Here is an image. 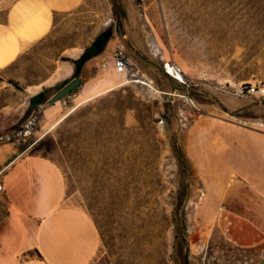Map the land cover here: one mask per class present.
<instances>
[{
	"label": "rangeland",
	"instance_id": "374dc122",
	"mask_svg": "<svg viewBox=\"0 0 264 264\" xmlns=\"http://www.w3.org/2000/svg\"><path fill=\"white\" fill-rule=\"evenodd\" d=\"M99 35L102 48L77 62ZM115 54L126 72L115 71ZM77 76L76 89L49 102ZM250 84L264 87V0H89L0 68V113L21 110L0 145L58 142L48 156L63 159L69 202L96 223L97 262L260 264L255 247L233 244L216 222L259 198L241 162L243 141L264 134V95ZM179 190L185 229L172 220Z\"/></svg>",
	"mask_w": 264,
	"mask_h": 264
},
{
	"label": "crops",
	"instance_id": "0c3cea01",
	"mask_svg": "<svg viewBox=\"0 0 264 264\" xmlns=\"http://www.w3.org/2000/svg\"><path fill=\"white\" fill-rule=\"evenodd\" d=\"M88 1L0 0V68L50 35L57 14ZM15 112L0 113V128L18 120L21 110L12 118ZM34 143L0 145V264H103L94 259L101 244L96 223L84 208L69 202L60 166L30 152ZM242 148V168L259 187L258 202L225 209L216 222L233 244L255 247L264 264V134L251 135Z\"/></svg>",
	"mask_w": 264,
	"mask_h": 264
},
{
	"label": "trees",
	"instance_id": "16d2710c",
	"mask_svg": "<svg viewBox=\"0 0 264 264\" xmlns=\"http://www.w3.org/2000/svg\"><path fill=\"white\" fill-rule=\"evenodd\" d=\"M103 45H104V42L102 41V36L99 35V37H97L94 40L93 44L90 47L86 48L85 52L83 53L81 58L79 60H77V62L80 63L83 59L85 60L86 57H89L93 53L99 51ZM37 96L38 95H34V96L30 97V105H29L28 110L33 105H37L39 103V101L37 100ZM33 146L34 147L31 150L32 153L40 154L42 156L49 157L48 154L53 153V151L58 146V142L56 140H54L53 138H50V137H41L39 140H37L33 144ZM43 149H45L44 152L42 151ZM174 150L178 153L180 162H182V164H184V166L186 168H188V170L190 171L191 167H190L189 159L187 158L183 149L179 145L176 144L174 146ZM49 158H51V157H49ZM52 160H54L60 167H62V168L64 167V163H63L62 158L58 157L56 160L55 159H52ZM186 196H187V192L186 191L184 192L182 190H179L177 192V194L175 195L176 204H175V207L173 208V211H172V220H173V222H176L178 229H180V226L184 229L186 227V214H185L184 208H181L178 206V204L182 205ZM174 236L176 238H179V235L177 232L175 233ZM180 241L185 243V244L187 243L184 233H182ZM185 262L186 263L188 262V256H185Z\"/></svg>",
	"mask_w": 264,
	"mask_h": 264
},
{
	"label": "built area",
	"instance_id": "2783aa9c",
	"mask_svg": "<svg viewBox=\"0 0 264 264\" xmlns=\"http://www.w3.org/2000/svg\"><path fill=\"white\" fill-rule=\"evenodd\" d=\"M113 63H114V68L115 71L118 73H123L127 71V64H126V60L124 59V57L121 54H115L113 57ZM255 86V93H251V94H258V95H264V87L260 86V85H256ZM2 190V183L0 181V191Z\"/></svg>",
	"mask_w": 264,
	"mask_h": 264
},
{
	"label": "water",
	"instance_id": "95a60500",
	"mask_svg": "<svg viewBox=\"0 0 264 264\" xmlns=\"http://www.w3.org/2000/svg\"><path fill=\"white\" fill-rule=\"evenodd\" d=\"M81 83V78L79 76L73 78L62 88H60L56 93H54L50 98L49 102H54L59 100L67 95H69L74 89H76Z\"/></svg>",
	"mask_w": 264,
	"mask_h": 264
},
{
	"label": "bare ground",
	"instance_id": "6f19581e",
	"mask_svg": "<svg viewBox=\"0 0 264 264\" xmlns=\"http://www.w3.org/2000/svg\"><path fill=\"white\" fill-rule=\"evenodd\" d=\"M166 67H167L168 71H169L171 74H173L176 78H179L180 80H184L182 74L177 70V68H175L174 66H171L169 63L166 65ZM242 90H243V89H242ZM245 90H246V92H248V93H255V86H254V84L246 85V86H245ZM85 97H86V96H85ZM85 97H84V98H85ZM87 97H88V95H87ZM87 99H88V98H87ZM82 101H83V100H82ZM77 104H78V103H77ZM18 112H19V110H18ZM18 112L13 113V114H12V118H14ZM60 119H61V118H60Z\"/></svg>",
	"mask_w": 264,
	"mask_h": 264
}]
</instances>
